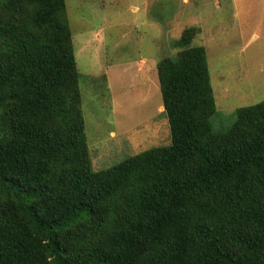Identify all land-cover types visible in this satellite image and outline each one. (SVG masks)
I'll return each instance as SVG.
<instances>
[{
  "label": "trees",
  "instance_id": "1",
  "mask_svg": "<svg viewBox=\"0 0 264 264\" xmlns=\"http://www.w3.org/2000/svg\"><path fill=\"white\" fill-rule=\"evenodd\" d=\"M200 33L157 63L172 143L94 170L66 0H0V264H264V101L214 130Z\"/></svg>",
  "mask_w": 264,
  "mask_h": 264
},
{
  "label": "rangeland",
  "instance_id": "2",
  "mask_svg": "<svg viewBox=\"0 0 264 264\" xmlns=\"http://www.w3.org/2000/svg\"><path fill=\"white\" fill-rule=\"evenodd\" d=\"M81 73L86 134L94 170L172 143L157 63L176 57L182 31L208 54L225 131L239 107L264 101V0H66ZM108 74V76H106Z\"/></svg>",
  "mask_w": 264,
  "mask_h": 264
},
{
  "label": "crops",
  "instance_id": "3",
  "mask_svg": "<svg viewBox=\"0 0 264 264\" xmlns=\"http://www.w3.org/2000/svg\"><path fill=\"white\" fill-rule=\"evenodd\" d=\"M106 76H108V74H106Z\"/></svg>",
  "mask_w": 264,
  "mask_h": 264
}]
</instances>
